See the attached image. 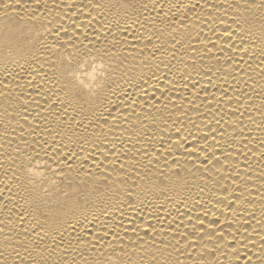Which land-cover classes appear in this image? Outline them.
Wrapping results in <instances>:
<instances>
[{
	"label": "bare ground",
	"instance_id": "6f19581e",
	"mask_svg": "<svg viewBox=\"0 0 264 264\" xmlns=\"http://www.w3.org/2000/svg\"><path fill=\"white\" fill-rule=\"evenodd\" d=\"M0 264H264V0H0Z\"/></svg>",
	"mask_w": 264,
	"mask_h": 264
}]
</instances>
